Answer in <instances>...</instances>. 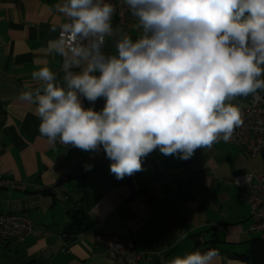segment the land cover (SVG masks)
<instances>
[{"label": "crops", "instance_id": "1", "mask_svg": "<svg viewBox=\"0 0 264 264\" xmlns=\"http://www.w3.org/2000/svg\"><path fill=\"white\" fill-rule=\"evenodd\" d=\"M60 3L0 0V175L13 181L0 189V215L23 214L33 224L23 243L0 245V264H109L96 244L100 233L129 238L136 250L151 253L138 264H165L206 249L218 253L212 264H264V235L249 232L246 194L232 184L239 173L264 175V153L249 158L221 139L198 148L186 167L179 154L156 149L142 158L141 171L118 180L105 152L70 151L40 134L35 105L19 95L37 86L32 73L44 66L63 84L64 58L47 51L66 22ZM127 21H112L106 55H114L116 32ZM81 99L85 108L100 110L101 98ZM77 222L80 231L67 235ZM210 231L217 238L204 242Z\"/></svg>", "mask_w": 264, "mask_h": 264}, {"label": "clouds", "instance_id": "2", "mask_svg": "<svg viewBox=\"0 0 264 264\" xmlns=\"http://www.w3.org/2000/svg\"><path fill=\"white\" fill-rule=\"evenodd\" d=\"M124 3L141 35L120 36L116 54L106 55L115 7L62 0L56 7L66 22L47 51L64 58L63 84L44 66L32 73L37 86L19 95L35 105L50 144L84 152L102 147L118 180L141 171L142 158L156 149L188 159L198 148L228 142L244 123L231 101L264 91V0ZM81 97L92 104L104 98V107L85 108ZM217 255L194 251L165 264H212Z\"/></svg>", "mask_w": 264, "mask_h": 264}, {"label": "built area", "instance_id": "3", "mask_svg": "<svg viewBox=\"0 0 264 264\" xmlns=\"http://www.w3.org/2000/svg\"><path fill=\"white\" fill-rule=\"evenodd\" d=\"M106 2L115 7L112 21L115 20L123 25L127 18L137 19L124 0H106ZM59 36L60 30L57 39ZM104 104L105 100L101 98L100 110ZM239 108L244 123L235 128L233 136L227 143L238 145L249 158H256L264 153V91L251 95L248 105ZM57 144L70 151L79 150L74 146L59 142ZM92 152L97 154L104 150L101 147L98 151ZM246 177H248V182L245 181ZM232 184L246 194L245 201L249 207V232L264 235V175L239 173L232 177ZM12 185L13 181L0 175V189L11 188ZM32 232V221L26 215L16 213L0 215V245L13 239L23 243ZM95 240L105 253L109 264H138L140 261L151 260V253L136 250L133 241L129 238L100 233Z\"/></svg>", "mask_w": 264, "mask_h": 264}, {"label": "rangeland", "instance_id": "4", "mask_svg": "<svg viewBox=\"0 0 264 264\" xmlns=\"http://www.w3.org/2000/svg\"><path fill=\"white\" fill-rule=\"evenodd\" d=\"M126 23H127L126 27H123V28H121L120 31L116 32V39H119L120 36L127 34L133 39V41H135L141 35V29L137 27V19L128 18V21ZM115 54H116V50H115L114 55ZM261 78L264 79V76H262ZM248 97L249 96H247V97H243V96L236 97L234 100L231 101V103H233L234 105H236L238 107H245L248 105V103H247ZM200 157H201V154L199 155V157L197 159L199 160Z\"/></svg>", "mask_w": 264, "mask_h": 264}, {"label": "trees", "instance_id": "5", "mask_svg": "<svg viewBox=\"0 0 264 264\" xmlns=\"http://www.w3.org/2000/svg\"><path fill=\"white\" fill-rule=\"evenodd\" d=\"M196 151H197V149L195 150V152ZM182 160L183 161L181 162V164H183L186 167L191 166L192 160L190 158H188V159H182ZM80 229H81V223L80 222H77V223L68 225L67 226V229H66V233H67V235H75V234H77L80 231ZM208 250L209 249H206V250H197V251H200L201 253H204V252H207Z\"/></svg>", "mask_w": 264, "mask_h": 264}, {"label": "water", "instance_id": "6", "mask_svg": "<svg viewBox=\"0 0 264 264\" xmlns=\"http://www.w3.org/2000/svg\"><path fill=\"white\" fill-rule=\"evenodd\" d=\"M216 238L217 234L215 231H210L203 236L204 242H211L214 241Z\"/></svg>", "mask_w": 264, "mask_h": 264}]
</instances>
